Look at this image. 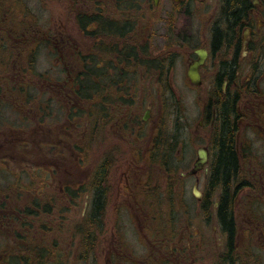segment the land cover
<instances>
[{"label":"rangeland","instance_id":"obj_1","mask_svg":"<svg viewBox=\"0 0 264 264\" xmlns=\"http://www.w3.org/2000/svg\"><path fill=\"white\" fill-rule=\"evenodd\" d=\"M28 7L38 17L41 27L59 37L61 46H65L66 40L62 39L65 34L73 44L79 43V52L82 54L88 49V36L76 29V19L72 13L77 15L76 3L72 0H25ZM194 2V1H193ZM202 2V4H201ZM215 0H198L191 7V13L195 16L194 20L199 18H208L214 7ZM86 7V3L80 4L79 8ZM91 12H95L96 8L91 7ZM110 7H106V10ZM85 11V10H84ZM208 11V14H203ZM83 12V11H82ZM185 8L176 5L173 0H161L158 8L152 7L151 0H145L139 9L136 10L138 21L134 36L138 38L143 45L149 46L155 50L167 49V42L162 36L167 32V27H171L169 22L171 16H174V23L179 19L182 31V21H186L184 15ZM118 10L111 7L110 16H117ZM154 25V26H153ZM153 26V28H152ZM153 32L154 40H148L147 35ZM177 32V28L175 30ZM181 32V30H180ZM141 34V39L137 36ZM57 41V40H56ZM70 42V40L68 39ZM20 42V41H19ZM34 43V41L32 42ZM31 43V44H32ZM152 43H154L152 45ZM24 46H30V43H22ZM58 44V43H57ZM76 46V45H75ZM23 47V46H22ZM21 47V48H22ZM151 49V50H152ZM75 50V48H74ZM7 53L6 48L3 49ZM71 52V51H70ZM77 52V51H76ZM157 52V51H156ZM66 57H69L67 51ZM73 53L72 61L76 58ZM60 53L53 51L52 46L43 42L38 47V51L33 55L35 60L36 73L16 71L15 67L11 72L3 70L4 77L9 76L13 81L27 82L32 81L37 91H33L32 95L35 100L45 102L49 107L47 116H39L35 106L24 109V105L13 103V108L5 104L3 115H0V191H6V199L9 206L21 208L30 207L38 214L31 217L30 222L35 225L37 236L41 232L43 244H48L49 239L56 238L57 246L60 252L65 254L69 264H80L78 262V252L80 253L79 235L78 239L74 237L75 225L79 223L90 207V194L87 192L83 196L72 197L65 191L66 185L75 186L81 181L84 184H90L91 173L89 167L92 160L98 164L106 152L99 150L96 142L91 141L92 130L87 114L82 116L69 117L66 114V105L68 94H71L69 88L63 86L64 75L61 71L62 61L60 62ZM74 58V59H73ZM69 57L67 64H70ZM39 74V75H38ZM41 75V76H40ZM182 68H179L176 74V92L179 93L182 104L187 107L190 116H170L172 102L167 99V115L165 116V125L162 129L163 135L173 134V130L178 128L176 138H187V143L183 144V151L188 152L183 162L176 163L178 169L176 173L179 177L181 172H186L191 168L193 159L196 156V149L203 144L206 139H199L192 135L190 139V128L196 123L199 116H193L196 111L195 95L196 93L186 88L183 83ZM45 79L47 82H44ZM175 80V79H174ZM184 86V87H183ZM140 90V89H139ZM46 91V92H45ZM146 89H142L145 95ZM151 91L147 89V92ZM155 91V90H154ZM132 95V90L129 89ZM134 92V90H133ZM155 98L157 94H154ZM146 97V96H144ZM15 102H19L14 100ZM173 103V102H172ZM65 105V107H64ZM7 106V108H6ZM105 133V132H104ZM100 140L101 135L97 133ZM87 138V139H86ZM88 141H86V140ZM108 138H103V142ZM18 142L26 151H22L18 146ZM79 144L87 146L88 157L86 163L83 164V170L76 168L75 164L66 165L63 161L67 156L75 155L71 147L77 148ZM97 145V147H95ZM254 151L259 155L253 158L251 162L241 170L240 179L248 180V186L241 194V200L237 209H235V217L239 223L237 233V248H235V256L237 259L242 257L244 264H250L252 259L245 254L249 252L256 257L252 264H264V200L259 198L255 192H264V144L262 141H254ZM68 149L67 151H65ZM128 150V148H127ZM177 148L175 149L176 153ZM22 151V152H21ZM60 155L59 156L57 155ZM71 157V156H70ZM148 157H145L147 160ZM182 159V158H181ZM45 162V163H43ZM186 163V164H185ZM185 166H182L184 165ZM114 166L110 169L107 183L109 184L108 201L105 207L104 228L103 231L97 232L95 235L97 246L99 248L96 258L91 257L89 264H105V258L109 255L111 247L122 249L125 256L143 258L148 251L143 243L145 239L142 234L137 231V225H150L153 220L156 231L152 242L157 248L155 252L160 257H165L168 253L176 252L177 247H184L183 243L178 242L180 237L186 231V222L184 218V210L186 214H191V219L195 226L192 232L200 228L204 230V225L197 226L196 216L201 203L194 197L192 188L195 182L194 178L175 179L170 187L164 170L157 163L155 169L149 172V178L146 179L145 186L140 184L133 186L132 179L129 185L133 190L130 197L122 194L120 182L122 174L126 170L116 169ZM257 169V171H256ZM255 172V173H253ZM262 182H258L261 179ZM152 177V178H151ZM203 180L201 179L200 182ZM139 187L141 190L139 191ZM153 187L157 193L150 191ZM200 188L204 189V184H200ZM123 191V190H122ZM169 191L171 193H169ZM213 191V190H212ZM214 195L218 192L214 190ZM124 193V192H123ZM153 194L155 196H151ZM248 194H251L250 196ZM5 196H3L4 198ZM38 199L42 203V207L51 204L48 209L33 206V201ZM214 199V198H213ZM1 203V201H0ZM3 215L6 212L2 213ZM212 221L215 214L210 213ZM6 223L0 224V247H9L13 235V228L18 230V225L11 217H5ZM3 220L0 221L2 223ZM216 225L211 223L206 227V232L212 242L222 243V247L209 246L203 254L208 255L207 262L210 264L217 256L220 258L226 253V235L214 230ZM9 226V227H8ZM11 227V228H10ZM114 231H116L114 233ZM149 236V234H148ZM53 237V238H51ZM40 238V237H39ZM112 238V239H111ZM140 240V242H139ZM201 251V249H199ZM215 251V252H214ZM132 253V254H131ZM179 256V253H175ZM245 255V256H244ZM221 259V258H220ZM9 258H3L2 263L6 264ZM97 260V263H95ZM0 261V263H1ZM167 264V262L163 263ZM205 264V263H204ZM223 264H226L223 262Z\"/></svg>","mask_w":264,"mask_h":264},{"label":"flooded vegetation","instance_id":"obj_2","mask_svg":"<svg viewBox=\"0 0 264 264\" xmlns=\"http://www.w3.org/2000/svg\"><path fill=\"white\" fill-rule=\"evenodd\" d=\"M193 1L196 3L198 0H173L176 5H182L185 8L186 21H182V27L185 30L182 31L180 28L179 19L174 23L172 15L168 20L172 26L167 27V32L162 36L163 40L167 42V49L158 51L149 48L143 50L140 40L130 36L136 50L135 55L131 58L134 60V64L127 65L126 60L121 57L126 47L124 34L121 36L120 42L116 40L103 42L104 45L112 43L111 46L114 48L108 51L106 60H103V63L106 61L104 74L101 77H95V81L99 84L102 83L109 92H112L110 89L122 90L120 93L122 97L111 101L112 94L109 93L103 114L100 112L96 114L98 104L94 98L89 102L91 110L89 123L93 134L90 133L91 141L97 143L99 150L106 152L101 165L95 160L91 161L89 173H91L90 182H93L97 172L101 173L103 168L102 184L105 187L107 201L109 197L107 175L114 164H117L116 169L126 170L123 172L120 182L123 190L121 192L125 197H130L133 194L129 180L132 179V188L137 184L144 187L146 179L149 178L148 173L158 166L157 163L160 164V167L168 168L169 174H166L170 176L166 180L169 186H172L175 179L173 173L178 169L175 160L176 163L181 164L183 158H186L188 154L183 151V144L187 143V138L177 139L173 134L165 136L162 134V129H164V119L167 115V99L173 102L169 103L171 106L170 116H190L187 107L185 109L182 104L179 93L176 92V88H178L175 84L176 74L178 69L182 68L184 85L196 93L194 98L196 112L193 113V116H199L197 122L193 123L189 130L190 139H193L192 135L200 136L199 139H206L203 144L197 147L196 156L190 169L196 166L199 148H205L206 162L195 175L187 176L188 171L181 172L178 179L194 178L193 187L197 185L201 191V198L197 199L201 203V207L198 209L195 219L197 226L204 225V230L198 228L194 234L192 228L195 223L191 219L190 211L186 214L184 210L187 226L178 241L182 242L184 247H177L176 252L179 253V256H176V252L173 251L165 257H160L154 250L157 248V242L154 246L150 245L154 244L152 242L153 233L157 238L151 219L150 225L136 226L137 231L145 239L143 243L147 244L146 250L149 249L146 256L139 259L125 256L122 249L111 247L109 255L105 258V264H163L165 262L167 264H209L207 262L209 256H204L203 252L205 253L209 246H214L215 249L221 248L222 243L212 242L210 236L205 233L206 227L211 223H216L214 230L224 233L222 222L219 220L223 189L220 185L211 187L212 170L218 162H216L215 154L218 151V144L224 139V136L233 134L234 150L241 170L251 162V157L254 160L259 155V152L254 151V141H262L264 144V0H258L257 4L250 0V4L244 12L246 17L243 19L237 13L233 14L232 12L230 16H223L222 5L224 2L215 0L208 18H199L198 22L194 20L195 16L191 13ZM203 14L207 15L208 11H203ZM117 18L124 20L121 15ZM176 28L177 32H175ZM154 35L153 32L149 33L148 40H154ZM137 36L141 39V34L137 33ZM88 41L89 56L92 57V66H94L96 46L94 34L89 36ZM75 45L78 48L79 43L75 42ZM148 62L152 63L151 66L147 64ZM99 64L101 65L102 62ZM99 64L97 66H100ZM195 65L194 80L190 70ZM78 67L77 63L75 69L77 70ZM125 88L132 90L133 103H126ZM143 88L146 89L145 95L144 92L142 93ZM147 89L151 91L147 92ZM154 94H157L156 98ZM97 133L102 136L100 140L96 136ZM104 137L108 139L103 142ZM157 138H161L162 142L167 141L170 146H162L166 157L162 155L160 160L157 156L153 159ZM175 142L177 143L176 153L173 148ZM145 157L148 159L145 160ZM201 179L202 182H200ZM238 180L228 188L225 200L228 212L234 217L235 226L239 229L235 209L239 205L242 192L250 185L241 179ZM258 182H262V176ZM201 183L204 184V189L200 188ZM138 190L140 191L141 187ZM214 190L218 191L215 195ZM150 191H154L153 187ZM155 191L154 193L157 195ZM169 193L171 192L169 191ZM255 193L264 200L263 191ZM210 213L215 214L213 221ZM237 240L235 247H237ZM217 255L216 252V257L210 264H223ZM253 256L254 254L252 255L251 252L247 253V257L252 259L250 264L256 258Z\"/></svg>","mask_w":264,"mask_h":264},{"label":"trees","instance_id":"obj_3","mask_svg":"<svg viewBox=\"0 0 264 264\" xmlns=\"http://www.w3.org/2000/svg\"><path fill=\"white\" fill-rule=\"evenodd\" d=\"M76 3L77 15L72 13L76 19V29L78 32H82L89 36L94 34L96 40V46L94 51V66H92V57L89 56V50L87 49L83 54L79 52L80 49H76L73 44V40L65 38V46H61V41L56 35L46 31L42 28L38 22V17L26 4L25 0H0V115H3L5 104L13 108V103L18 105H24V109L30 108L29 106H35L39 113V116H47L49 114L48 105L45 102L37 101L34 99L32 92L37 91L35 84L32 81L21 82L13 81L9 76L4 77L3 70L8 73L11 72L14 67L16 71L20 72H33L35 70V60L33 55L37 53L38 47L43 42H46L52 46V50H57L60 53V62L62 61V73L64 75L63 86L70 89L71 94H68L66 105L67 116H82L91 114L89 102L94 98L96 101L97 109L96 114L100 112L103 114L105 111V102L108 101L107 96L111 95V101L117 100L122 97V90L110 89L109 90L101 83L95 81V77H101L104 74L106 64L103 60L107 58L108 51L111 48L112 43L104 45L103 42H120L122 35L125 36V51L121 54L123 60H126V64H134V60L131 58L135 55L136 47L131 42V38H135L134 32L138 21L136 20V10L140 8L145 0H72ZM224 2L222 5V15L230 16L231 12L237 13L241 16V19L245 18V10L250 4V0H221ZM86 3V7L79 8L80 4ZM91 7H95V12H91ZM106 7H110L106 10ZM111 7L118 10L117 16H110ZM237 9V10H236ZM85 10V11H84ZM83 11V12H82ZM123 16L124 20H119L118 16ZM244 16V17H243ZM124 21V22H122ZM123 37V38H124ZM136 39V38H135ZM57 40V41H56ZM20 41V42H19ZM34 41V43H32ZM22 43H32L30 46H24ZM58 43V44H57ZM101 43V44H100ZM23 46V47H22ZM22 47V48H21ZM6 48L7 53L3 51ZM75 48V50H74ZM149 46L143 45L142 49L147 50ZM90 49V47H89ZM119 49V48H117ZM68 53L71 57L70 64H67L69 57L65 56ZM71 51V52H70ZM77 51V52H76ZM73 53L77 56L72 61ZM99 62H102L100 65ZM76 63L79 64L78 69H75ZM100 66H97V65ZM151 66V62L147 63ZM37 74V73H36ZM39 75V74H38ZM41 76V75H40ZM45 79L44 82H47ZM166 91V90H163ZM46 92V91H45ZM124 95L126 96V103H133V96L130 94L129 89H124ZM14 100L19 101L18 103ZM6 106V108H7ZM31 109V108H30ZM177 118H179L177 116ZM178 128L173 130V136L176 137ZM176 135V136H175ZM87 139V138H86ZM85 139V140H86ZM158 139V138H157ZM175 139V138H174ZM88 141V140H86ZM177 143L173 145L174 150L177 148ZM20 142L18 146L22 151H26ZM162 146H169L167 141L162 142L161 138L155 143V156L158 160L162 157H166V152H163ZM170 147V146H169ZM171 149V148H170ZM169 149V151H170ZM66 149L65 151H67ZM71 150L75 155L67 156L63 161L66 165L71 163L75 164L76 168L83 170V164L86 163L88 157L87 146L85 144H79L77 148L71 147ZM218 151L216 154V167H213V179L211 187L220 185L223 189V197L220 207L219 220L223 225V232L226 235V254L221 256V261L226 264H244L242 257L236 258L235 254V241L238 233V228L235 226L234 217L228 212V206L226 202V196L228 188L233 183L238 182L240 179L241 169L237 163V156L234 150V137L233 134L224 136V139L218 144ZM21 151V152H22ZM60 158V155L57 154ZM45 163V162H43ZM102 161L99 165H101ZM166 166V165H164ZM165 174H169L167 167H161ZM97 172L95 179L90 184H84L85 181L77 183L75 186L66 185V192L72 197L73 201L75 197L83 196L85 193H89L90 207L82 220L75 225L74 237L76 239L79 235L80 253L78 252V262L80 264H89L90 258H96L99 248H96V233L102 232L104 228V215L105 207L107 204L105 187L102 184V174ZM174 178L177 175L176 171L173 173ZM170 175H168L169 178ZM178 177V175H177ZM179 178V177H178ZM241 181L248 182V180L241 179ZM249 183V182H248ZM213 189V188H212ZM215 189V188H214ZM211 192V190H208ZM6 191H0V221H4L5 217H11L12 220L18 225V230L12 227L13 235L12 242L9 247H0V261L3 258H9L6 264H69L65 258V254L60 252L57 246L56 238L49 239L48 244L42 243L41 232L37 236L35 225L29 219L32 216L38 215L33 208L30 207H17L9 206L6 199ZM3 196H5L3 198ZM33 206L41 208L42 203L35 199ZM51 204L42 207L48 209ZM6 212L5 215L2 213ZM9 227V226H8ZM11 228V227H10ZM40 237V238H39ZM247 256V254H245ZM244 255V256H245ZM97 263V260H95ZM0 264H4L1 263Z\"/></svg>","mask_w":264,"mask_h":264},{"label":"water","instance_id":"obj_4","mask_svg":"<svg viewBox=\"0 0 264 264\" xmlns=\"http://www.w3.org/2000/svg\"><path fill=\"white\" fill-rule=\"evenodd\" d=\"M159 1L160 0H153L154 5L155 6L158 5ZM252 2L256 4L258 3V0H252ZM195 67L196 65L192 66L190 70V74L194 80H195V71H194ZM205 162H206V151L205 148L202 147L198 149V160L196 162V166L191 171H189L187 175L195 174L198 170L201 169L202 166H204ZM193 193L195 197L200 199L202 193L198 190L197 186H195Z\"/></svg>","mask_w":264,"mask_h":264}]
</instances>
